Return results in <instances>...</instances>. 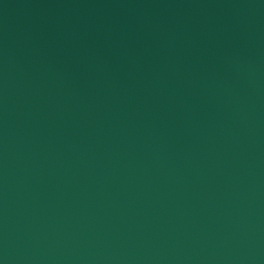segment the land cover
Here are the masks:
<instances>
[{"label": "water", "instance_id": "95a60500", "mask_svg": "<svg viewBox=\"0 0 264 264\" xmlns=\"http://www.w3.org/2000/svg\"><path fill=\"white\" fill-rule=\"evenodd\" d=\"M0 264H264V0H0Z\"/></svg>", "mask_w": 264, "mask_h": 264}]
</instances>
